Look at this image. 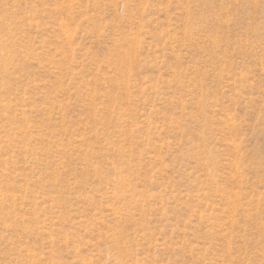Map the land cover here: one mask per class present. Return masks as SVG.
<instances>
[{"label": "rangeland", "instance_id": "1", "mask_svg": "<svg viewBox=\"0 0 264 264\" xmlns=\"http://www.w3.org/2000/svg\"><path fill=\"white\" fill-rule=\"evenodd\" d=\"M0 264H264V0H0Z\"/></svg>", "mask_w": 264, "mask_h": 264}]
</instances>
